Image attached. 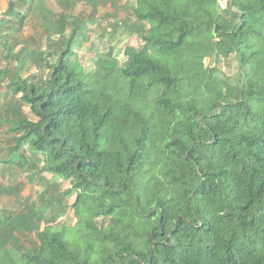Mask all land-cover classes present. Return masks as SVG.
<instances>
[{"label": "trees", "instance_id": "trees-1", "mask_svg": "<svg viewBox=\"0 0 264 264\" xmlns=\"http://www.w3.org/2000/svg\"><path fill=\"white\" fill-rule=\"evenodd\" d=\"M219 1L126 3L113 26L139 47L89 67L75 52L88 19L73 11L106 0H57L60 12L6 0L3 169L45 188L41 205L0 212V264H264V0H228L226 13ZM30 14L40 31L27 36ZM48 175L70 186L52 191ZM73 194L77 222L60 226Z\"/></svg>", "mask_w": 264, "mask_h": 264}, {"label": "rangeland", "instance_id": "rangeland-1", "mask_svg": "<svg viewBox=\"0 0 264 264\" xmlns=\"http://www.w3.org/2000/svg\"><path fill=\"white\" fill-rule=\"evenodd\" d=\"M106 1L108 4L101 5L99 10L96 12H94L93 8L89 4L82 2L78 3L73 11L75 15L84 19H88V23L84 31L88 33L90 39L89 41L85 40L80 45H78L75 48V52L77 54L76 57L81 61V63L89 64V67H94V60L95 58H98V54L100 52L108 51L111 47H113V55L120 61H123L125 59L124 49L126 45H132L135 47H139L140 45V39L137 37V35L131 34L128 31L113 26L117 20H126V18L129 16V14H127L125 11L126 3L133 2L134 0ZM113 3H116V6H113ZM47 5L55 12H60L63 10L57 0H47ZM4 6H6V0H0V8ZM219 7L220 12L224 11L226 13L228 0H220ZM29 18L28 25L24 30V34L27 36L35 35L37 31H40L38 29V24L35 21V17L30 14ZM132 21H130L129 25L132 23ZM206 63L207 65L215 66L217 62L214 58H208ZM219 65L222 67V71L225 75L232 76L237 72V67L233 60H226L222 58L219 62ZM32 72L36 73L37 70L32 68ZM1 91L4 92L5 88L3 87ZM3 110V103L2 100H0V144L1 147L4 145L2 151L0 150V183H2V186L5 188L9 189V187H11V189L19 191V197H17L11 191L10 193H3L2 191L0 192V212L6 215L8 213L20 210L23 205L27 203V201L41 205V193L45 187L41 186L38 182H31L28 179V176L24 173H19V171H17V173L12 172L14 166L10 167V172H5L3 169L4 164L2 161L8 154L7 148H9V145L13 144L12 135L7 134L9 125L1 121V114L3 113ZM48 179L50 180V183H53L54 181L56 182V187H52V191H55L57 188L58 192H62L70 186L69 181H65L60 177L54 178L53 176L48 175ZM75 197L76 194H73V196H63L62 201L65 205L66 213L64 216L59 218L56 224L58 223L60 226L68 227L70 225H74L75 222H77L78 216L72 206L75 201ZM101 218H99L98 221L102 222ZM71 230L77 232L76 229ZM72 231H70V234L73 233ZM19 237L21 239L20 244L24 250H29L35 246V233L30 235L20 234Z\"/></svg>", "mask_w": 264, "mask_h": 264}]
</instances>
